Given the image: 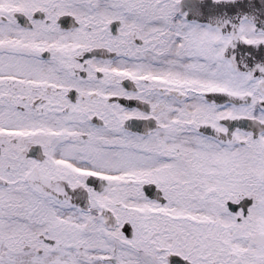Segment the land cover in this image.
<instances>
[{
    "label": "snow or ice",
    "instance_id": "6c2138e0",
    "mask_svg": "<svg viewBox=\"0 0 264 264\" xmlns=\"http://www.w3.org/2000/svg\"><path fill=\"white\" fill-rule=\"evenodd\" d=\"M0 264H264V0H0Z\"/></svg>",
    "mask_w": 264,
    "mask_h": 264
}]
</instances>
